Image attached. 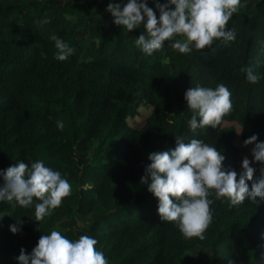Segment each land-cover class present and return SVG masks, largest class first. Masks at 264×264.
<instances>
[{
    "label": "trees",
    "instance_id": "16d2710c",
    "mask_svg": "<svg viewBox=\"0 0 264 264\" xmlns=\"http://www.w3.org/2000/svg\"><path fill=\"white\" fill-rule=\"evenodd\" d=\"M0 264H264V0H0Z\"/></svg>",
    "mask_w": 264,
    "mask_h": 264
},
{
    "label": "rangeland",
    "instance_id": "374dc122",
    "mask_svg": "<svg viewBox=\"0 0 264 264\" xmlns=\"http://www.w3.org/2000/svg\"><path fill=\"white\" fill-rule=\"evenodd\" d=\"M190 10H191L190 7H187L186 8V11H187L186 13L187 14L191 13ZM139 113H140V116L128 120V123L130 125H138L140 123V121L150 113V108L147 105H142V106L139 107ZM236 144L240 148V150L242 151V155H243L244 161H246L247 164L249 165L250 173L254 177L257 176L256 170L254 169L255 166H254V161H253V157H252L251 152L249 151V149L247 147H245L243 145V143L241 141L237 140Z\"/></svg>",
    "mask_w": 264,
    "mask_h": 264
}]
</instances>
